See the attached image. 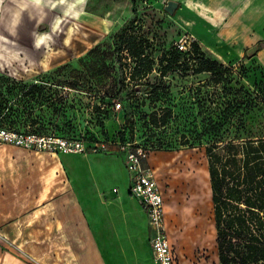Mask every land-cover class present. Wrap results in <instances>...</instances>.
<instances>
[{
	"label": "rangeland",
	"instance_id": "rangeland-1",
	"mask_svg": "<svg viewBox=\"0 0 264 264\" xmlns=\"http://www.w3.org/2000/svg\"><path fill=\"white\" fill-rule=\"evenodd\" d=\"M167 1L181 3L173 15L164 10ZM185 1H87V9L114 10L112 17H117L118 27L129 24V33L147 41L146 54L152 68L131 80L126 75L132 72L134 60L125 50L115 53V28L101 33L82 26L74 17L55 14L53 9L29 0H3L0 77L21 86L41 85L43 89L37 103L29 104L31 109L25 104L28 98H22L24 102L19 99L15 104L28 107L25 111L10 119L3 118L2 113L0 129L79 141L88 150L84 154H64L8 144H0V148L22 152L21 191L33 190L41 196L49 193L52 201L63 198L79 203L85 213L91 214L89 229L97 231L127 230L117 200L123 189L120 171L125 163L113 146L129 144L149 150L145 166L155 171L168 235L179 264H216L205 156L211 137L204 129L211 117H225L224 98L217 101L219 88L253 92L259 102H264V27L258 38L250 36L248 30L242 36L237 34L233 14L238 0H223L215 26H202L187 15ZM248 2L244 0L246 6ZM117 9L120 14L115 13ZM110 12L97 15L110 18ZM182 35L193 36L206 57L229 69L222 83H213L209 74L194 75V68L186 63L162 73L161 57L169 54ZM50 87L55 90L54 106H50ZM17 88L14 94L18 95ZM6 95L12 99L8 92ZM114 103L120 108L116 109ZM167 110L172 112L167 122L161 125L159 120V126L153 127L149 116L156 113L159 119ZM243 112L240 108L234 115L235 124L242 118L249 127L262 121L255 110L245 117L241 116ZM129 116L132 139L125 125ZM245 134L238 132L241 137ZM151 144L160 149L153 150Z\"/></svg>",
	"mask_w": 264,
	"mask_h": 264
},
{
	"label": "trees",
	"instance_id": "trees-1",
	"mask_svg": "<svg viewBox=\"0 0 264 264\" xmlns=\"http://www.w3.org/2000/svg\"><path fill=\"white\" fill-rule=\"evenodd\" d=\"M130 25H124L112 37L115 53L126 51L134 60L130 76L134 80L145 71H150L152 60L146 54L147 41L136 34L129 33ZM120 64V61H117ZM160 63L164 64L162 73L174 71L184 63L194 68L193 74H209L215 84L223 82L229 69L215 59L204 55L199 44L192 41L191 52L187 55L175 46L168 55H163ZM121 75L123 76L122 72ZM124 80V79H123ZM19 87V88H17ZM20 93L14 94V91ZM43 87L37 84L18 85L14 80L0 77V115L10 119L25 111L24 105L15 102L24 100L26 106L37 103ZM50 106H54L55 90L51 87ZM217 101L223 98L224 118L211 117L204 129L209 133L210 141L205 146L207 174L212 204L213 229L219 264H264V102L253 92L218 89ZM9 93L12 99H9ZM8 96V97H7ZM257 102V103H256ZM259 103L261 105L259 106ZM244 111V117L252 111L260 113L262 121L249 127L245 120L238 124L232 121L235 114ZM159 119L156 113L149 116L153 127L167 122L172 112L165 111ZM129 139L134 135L131 116L125 121ZM246 131L245 136L238 132ZM253 132V133H252ZM153 150H159L157 144H151Z\"/></svg>",
	"mask_w": 264,
	"mask_h": 264
},
{
	"label": "crops",
	"instance_id": "crops-1",
	"mask_svg": "<svg viewBox=\"0 0 264 264\" xmlns=\"http://www.w3.org/2000/svg\"><path fill=\"white\" fill-rule=\"evenodd\" d=\"M29 2L35 4L33 0ZM175 2L179 9L180 1ZM185 3L189 7L187 15L196 18L202 26L213 28L219 21L223 0H186ZM35 5L53 9L55 14L63 13L62 6L51 8L46 0ZM245 6L244 0H238L233 14L237 34L242 36L248 30L250 36L258 38L264 27V0H250ZM110 11L85 6L75 20L101 33L114 28L116 32L122 24L117 26V17H112L114 10ZM119 11L115 13L120 14ZM108 12L110 18L100 16ZM21 154L0 148V264H154L149 247L152 233L146 214L129 195L126 167L120 171L123 189L118 192L117 200L127 230L97 231L89 229L91 214L85 213L79 203H68L63 198L52 201L49 193L41 196L33 190H20L19 174L24 169L20 165ZM176 264H179L177 257ZM216 264H219L217 251Z\"/></svg>",
	"mask_w": 264,
	"mask_h": 264
},
{
	"label": "built area",
	"instance_id": "built-area-1",
	"mask_svg": "<svg viewBox=\"0 0 264 264\" xmlns=\"http://www.w3.org/2000/svg\"><path fill=\"white\" fill-rule=\"evenodd\" d=\"M136 26V23H134ZM193 36L182 35L174 46L182 53L191 52ZM131 72L126 76H130ZM119 109L120 104L114 103ZM0 144H8L26 150H48L64 154H84L87 147L79 141L66 140L56 136L27 135L0 129ZM109 145H111L109 143ZM103 148L108 149L102 145ZM114 149L123 155L128 172V192L137 200L146 214L147 223L151 230L149 247L154 264H176V253L167 231L165 204L161 189L157 183L155 171L145 166L149 150L141 147H130L129 144H115Z\"/></svg>",
	"mask_w": 264,
	"mask_h": 264
},
{
	"label": "clouds",
	"instance_id": "clouds-1",
	"mask_svg": "<svg viewBox=\"0 0 264 264\" xmlns=\"http://www.w3.org/2000/svg\"><path fill=\"white\" fill-rule=\"evenodd\" d=\"M33 2L40 4L41 0H33ZM2 3L3 0H0V4ZM46 3L51 8L62 6L64 17L78 18L83 13L87 0H46Z\"/></svg>",
	"mask_w": 264,
	"mask_h": 264
},
{
	"label": "water",
	"instance_id": "water-1",
	"mask_svg": "<svg viewBox=\"0 0 264 264\" xmlns=\"http://www.w3.org/2000/svg\"><path fill=\"white\" fill-rule=\"evenodd\" d=\"M179 4L175 1H167L164 10L169 14L173 15L174 12L178 9Z\"/></svg>",
	"mask_w": 264,
	"mask_h": 264
}]
</instances>
